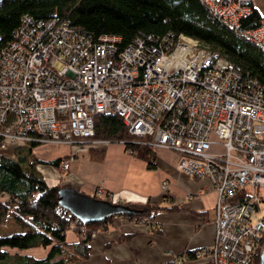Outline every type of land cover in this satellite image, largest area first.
I'll use <instances>...</instances> for the list:
<instances>
[{"label": "built area", "instance_id": "obj_1", "mask_svg": "<svg viewBox=\"0 0 264 264\" xmlns=\"http://www.w3.org/2000/svg\"><path fill=\"white\" fill-rule=\"evenodd\" d=\"M202 2L264 50V22L241 23L253 0ZM13 31L5 43L0 37V154L44 142L87 143L95 114L121 115L131 133L176 151L178 167L217 190L215 237L195 250L197 259L252 264L264 238V214L257 215L264 87L257 80L184 33L137 35L123 44L120 35L94 36L64 16L28 12ZM69 165L60 161L63 170ZM184 263L179 255L169 264Z\"/></svg>", "mask_w": 264, "mask_h": 264}, {"label": "trees", "instance_id": "obj_2", "mask_svg": "<svg viewBox=\"0 0 264 264\" xmlns=\"http://www.w3.org/2000/svg\"><path fill=\"white\" fill-rule=\"evenodd\" d=\"M34 17L48 18L61 15L90 34H117L123 44L137 35L164 36L169 33H184L203 41L217 56H226L243 76L257 80L264 87V50L249 37L225 24L202 0H0L1 42L9 41L26 13ZM263 21L261 12L253 7L241 19L242 26L256 28ZM95 133L90 141H124L127 150L139 149L142 144L149 153L152 147L145 137L131 133L123 117L114 113H97L94 116ZM28 146L16 150L15 157L0 154V226L14 222L23 232L10 238H0V264H75L88 257L91 242L97 231L111 227L112 217L106 220L83 223L59 202V189L66 185L59 182L48 184L37 168L38 163L59 166L63 157L42 159ZM154 166L153 162L149 164ZM63 179V178H62ZM95 196L123 203L134 209L123 214L131 221L148 223L154 227L156 215L164 210H174L178 205L165 204L163 200L117 201L112 193L96 192ZM262 201L264 203V195ZM74 229L80 240L66 243L65 234ZM159 231V227H154ZM131 234H124V240ZM262 246L259 247L252 264H260ZM49 247L42 258L33 255L11 254L6 249H31ZM187 259L197 258L195 250L184 253Z\"/></svg>", "mask_w": 264, "mask_h": 264}, {"label": "crops", "instance_id": "obj_3", "mask_svg": "<svg viewBox=\"0 0 264 264\" xmlns=\"http://www.w3.org/2000/svg\"><path fill=\"white\" fill-rule=\"evenodd\" d=\"M253 7L261 12L264 22V0H253ZM87 142H91L90 151L84 152H80L82 147L68 143L44 142L33 146L32 152L39 158L63 157L70 161L67 170L46 162L37 164L48 184L68 183L94 195L102 186L117 201L166 198L165 204L178 205V208L166 209L156 215L154 227H159L157 232L148 223L114 216L109 229L95 232L88 257L75 264H169L179 255L185 258L184 264H205V259H187L184 253L213 243L218 192L210 181L184 172L178 167L177 152L164 145L153 146L152 153L143 146L130 153L119 141ZM15 154L16 151L8 149L5 155L12 157ZM150 162L154 166L151 167ZM165 180L169 184L164 189L162 183ZM3 199L0 197V201ZM22 232L13 221L0 226V238H11L12 234ZM124 234L131 236L120 241ZM65 238L68 244L80 240L72 228ZM6 250L12 255L26 254L36 258L49 253V247L42 246Z\"/></svg>", "mask_w": 264, "mask_h": 264}, {"label": "water", "instance_id": "obj_4", "mask_svg": "<svg viewBox=\"0 0 264 264\" xmlns=\"http://www.w3.org/2000/svg\"><path fill=\"white\" fill-rule=\"evenodd\" d=\"M58 194L60 204L69 209L83 223L98 222L112 216H123V214L134 212V209L125 202H111L79 190L68 183L59 189ZM260 261V264H264V245Z\"/></svg>", "mask_w": 264, "mask_h": 264}, {"label": "rangeland", "instance_id": "obj_5", "mask_svg": "<svg viewBox=\"0 0 264 264\" xmlns=\"http://www.w3.org/2000/svg\"><path fill=\"white\" fill-rule=\"evenodd\" d=\"M120 143L122 144H124V142L123 141H120ZM91 144V142H87V143H84V142H80V143H76V144H74L75 146L77 145V146H79V147H82V148H80V152H84V151H88L89 150V145ZM86 146V147H85ZM90 151V150H89ZM260 193L262 194V195H264V187H263V189H260ZM262 209H263V211L262 212H259L257 215L259 216H261L262 214H264V203L262 204Z\"/></svg>", "mask_w": 264, "mask_h": 264}]
</instances>
